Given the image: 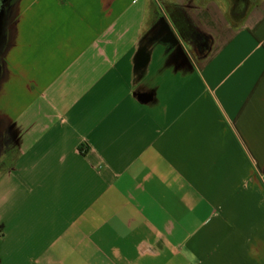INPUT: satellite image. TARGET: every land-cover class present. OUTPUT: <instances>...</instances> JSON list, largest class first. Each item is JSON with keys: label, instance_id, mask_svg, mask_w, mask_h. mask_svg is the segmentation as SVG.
<instances>
[{"label": "crops", "instance_id": "crops-1", "mask_svg": "<svg viewBox=\"0 0 264 264\" xmlns=\"http://www.w3.org/2000/svg\"><path fill=\"white\" fill-rule=\"evenodd\" d=\"M146 1L18 0L0 264H264V6L196 12L215 40L181 77L151 46L158 105L134 92Z\"/></svg>", "mask_w": 264, "mask_h": 264}, {"label": "flooded vegetation", "instance_id": "flooded-vegetation-1", "mask_svg": "<svg viewBox=\"0 0 264 264\" xmlns=\"http://www.w3.org/2000/svg\"><path fill=\"white\" fill-rule=\"evenodd\" d=\"M9 1L14 0H0V38L3 35L4 16ZM155 1L158 13L152 17L153 20L149 23V29L143 34V42L141 48L138 50L143 55H146L145 60L142 63H138L139 55L135 58L136 81L134 92L137 95H145L147 101L158 105L163 104V100L157 97L154 98L153 93L157 92L159 83L152 78V75L147 74L148 52L151 46L157 43L162 44L164 54L161 67L163 70H167V68L171 67V64L177 68L179 66L190 65L192 61L185 45L189 47V51H191L195 60L198 62L206 56L211 44L215 40L213 34L205 29L201 19L196 15L198 9H208L209 5L215 6V12L222 16L225 20L224 23L235 26L239 21L241 22L244 14L246 15L247 13L259 10L264 6V0H205V3H199L197 7L192 9L191 12L193 13H186L185 11L178 10L174 5H170L169 7L168 4H164L163 9L157 0ZM192 14L198 18L196 17L197 19L190 20ZM169 45H172L171 50L167 48ZM2 46L3 43L0 40V59ZM172 60H175V62L172 63ZM8 135L7 130L0 131V139Z\"/></svg>", "mask_w": 264, "mask_h": 264}, {"label": "rangeland", "instance_id": "rangeland-1", "mask_svg": "<svg viewBox=\"0 0 264 264\" xmlns=\"http://www.w3.org/2000/svg\"><path fill=\"white\" fill-rule=\"evenodd\" d=\"M164 1L167 0H157V2L161 5V8L164 9ZM180 1V0H179ZM216 7L215 6H211L209 5L208 9H198L197 10V14H201V16H203L202 18L204 19L205 17H207V15L209 14L210 11H216L215 10ZM212 11V12H213ZM17 13H18V0H14V1H9L8 6L6 8V12H5V16H4V23H3V29H2V38H0L1 42L3 43L2 49H1V59H0V89H1V84L3 81V78L5 76V58L6 55L9 51V49L11 48V46L14 43L15 40V36H16V18H17ZM218 19L221 22H224L225 20L222 18V16H220L218 14ZM206 23L209 26H214L213 22H211L210 20H208L207 18H205ZM180 67V66H179ZM180 69V70H178ZM170 68H167L166 71H169ZM172 73H174V77H181L182 75V67L177 68L174 67L172 70ZM180 74V75H179ZM186 81L183 79L179 80L178 83V87H176L178 89V91L180 90L181 93H184L185 91H187L189 83H185ZM173 87L175 88V84H173ZM166 89V85L162 86L161 88H159V90L157 91V98L159 99L160 95H161V91ZM164 92H162L163 94ZM162 97V96H161ZM184 97H180V104L184 103ZM13 132V130L8 131L9 135L6 136L5 138H1L0 139V164L1 162H5V159H7L8 157L11 158V156L17 152L16 151V147H14L15 142H16V134H11ZM14 147V148H13ZM178 193L180 195H186L185 193V186L183 184V186L181 185L180 187H178L177 189ZM185 198V196H184ZM198 206H203V202L202 200H200L198 198L197 200Z\"/></svg>", "mask_w": 264, "mask_h": 264}, {"label": "trees", "instance_id": "trees-1", "mask_svg": "<svg viewBox=\"0 0 264 264\" xmlns=\"http://www.w3.org/2000/svg\"><path fill=\"white\" fill-rule=\"evenodd\" d=\"M195 1L194 0H180V1L179 0H167L164 2V4H168L169 7H170V5H174L178 10L185 11L186 13H193L191 11H192V9H194L195 7L198 6L197 4L205 3V0H195ZM174 2H175V4H173ZM157 11H158V8H157L156 1L155 0H147L146 1L145 16H144V19H143V22H142V25L140 28V32L138 35V39H137V47H138L137 51L139 50V48H141V44L143 42V34L145 33V31L147 29H149L148 28L149 23L151 20H153L152 17H154L158 13ZM196 17L192 14V16L190 17V20H192ZM201 29H203V28L201 27ZM135 58H136V54H135L134 60H135ZM133 72L134 73L136 72V65L133 66Z\"/></svg>", "mask_w": 264, "mask_h": 264}, {"label": "water", "instance_id": "water-1", "mask_svg": "<svg viewBox=\"0 0 264 264\" xmlns=\"http://www.w3.org/2000/svg\"><path fill=\"white\" fill-rule=\"evenodd\" d=\"M244 15H245V14H244ZM239 25H242V23L240 22ZM141 54H142V52H139V53H138V55H139V57H140L138 63H142V62L145 60L146 55H145V54H144V55H143V54L141 55ZM159 238H162L161 235L159 236Z\"/></svg>", "mask_w": 264, "mask_h": 264}]
</instances>
